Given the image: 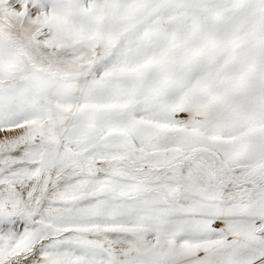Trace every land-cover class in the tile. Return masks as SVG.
<instances>
[{"label":"snow or ice","instance_id":"snow-or-ice-1","mask_svg":"<svg viewBox=\"0 0 264 264\" xmlns=\"http://www.w3.org/2000/svg\"><path fill=\"white\" fill-rule=\"evenodd\" d=\"M0 264H264V0H0Z\"/></svg>","mask_w":264,"mask_h":264}]
</instances>
